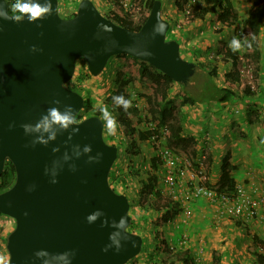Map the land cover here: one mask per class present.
I'll use <instances>...</instances> for the list:
<instances>
[{"label": "water", "instance_id": "95a60500", "mask_svg": "<svg viewBox=\"0 0 264 264\" xmlns=\"http://www.w3.org/2000/svg\"><path fill=\"white\" fill-rule=\"evenodd\" d=\"M17 8L11 15L0 0V174L6 159L15 171L0 191V213L15 222L4 264H124L142 237L127 230L129 200L108 182L117 147L103 139L99 116L74 119L84 98L65 83L78 58L95 76L123 53L182 84L195 63L166 38L160 0L138 30L112 22L91 0L69 18L57 0H19Z\"/></svg>", "mask_w": 264, "mask_h": 264}, {"label": "trees", "instance_id": "16d2710c", "mask_svg": "<svg viewBox=\"0 0 264 264\" xmlns=\"http://www.w3.org/2000/svg\"><path fill=\"white\" fill-rule=\"evenodd\" d=\"M6 1L8 4V12L11 15L19 16L20 12L17 8V0ZM139 1L140 3H142L141 0ZM152 2L153 0L144 1V6H146L144 7L145 16L137 25H132V23L127 19L126 14H124L119 9V6L117 4H115V8H113L112 10H108L107 12H103V14L112 22L120 26L129 28L131 30H138L140 25L145 20ZM187 2L188 0H173L175 8L179 11H184L185 4ZM73 14L74 12L70 16H72ZM161 15L163 17H166L165 15H163L162 11ZM209 15L213 17L215 22H219L226 27L233 26V32L234 35H236L237 30L234 24L237 20V14L236 12H234L232 6L229 5L228 0H199L198 3L191 4L190 10L187 14H185V18L183 19L182 23L187 24L188 22L202 20ZM263 18L264 0H253L248 8L247 16L242 20V25L240 28V35L248 36V40H246L244 44V54L239 53L234 48L224 45V43L221 41H218L216 43L215 54L216 57H218V61L221 64L229 63L231 66V69L225 74L224 87H218L214 84L213 77L216 75V66H213L211 69H207L206 66H204V64L199 61L201 51H199L197 47L191 48L193 49L192 61L195 63V68H199L201 72L198 73L195 69V72L192 76L189 77L186 84L175 82L166 74L151 66L148 62L139 60L123 53L113 55V57H117L118 59H127L131 61L133 65L132 69L145 85V89L141 90L138 95L146 100L148 105L147 110L151 118L156 123L155 129H151L148 127L144 129L136 128V126L141 123V117L136 112V106L134 104L131 105L128 102L126 89L130 82V79L125 73L126 69L123 66H119L115 72L114 77L116 88H113L112 93L105 98L104 103L106 104V106H109L114 112L118 113V123L120 122L121 125L127 129L129 141L127 143L126 150L131 151L132 154H138L140 150L139 141H148L151 137L154 138V134H156V137L154 138L156 139L158 137L157 129L160 126L167 127V135L164 145L171 149V151H173L177 156H179L177 149H185L190 145L194 146L197 143V135L194 134V136L186 131L184 126L178 124L174 118L172 108L170 106L172 105V99L169 98L170 87L174 83H177L180 86V102L183 105L207 103L209 101L224 102L229 100L231 96L235 94L234 90L237 89L236 83L240 79L239 71L241 69V59H243L245 62H248L253 57L250 56V54L253 55L254 53L253 51L255 49L253 48V46L256 42V37L262 24ZM169 28L171 29L170 26ZM167 34L168 33H166V35ZM177 39L175 40L178 41ZM186 50L187 49L185 48V51ZM254 56H256V53ZM199 75L202 76V78H198V80H196L195 77ZM90 76L92 77V75L86 68L83 70H79L77 74L74 73L72 75V77L65 83V85L77 92L82 93L80 83L84 82ZM243 92H250L249 87H243ZM83 96V106L76 113L74 117L75 120H80L86 117L87 115L85 111L90 109L92 103L90 102L91 100L88 98L87 94H83ZM100 110L101 108L96 107V109H94L91 114L100 117ZM151 146L154 153L160 147L159 144H157L154 140L152 141ZM192 155H194V152ZM205 159L207 160V156L205 157ZM162 163L164 162L160 158V156L157 155V153L153 154L149 158V171L147 172V175L139 180L143 184L141 187L143 189V191L141 192V194L144 196L143 201L145 200V198L148 199L147 207L151 209V212L153 214H151L150 212L147 213L146 210H144V203H137L135 205L130 201V206L131 208H133L131 209V221L127 226V230L141 234L140 231H138L140 229V226H138L140 223L143 224V227L152 225L148 230L147 235H152V238L154 240L152 244L153 248L152 250H148L147 248L144 249L143 247H141L140 250V252H146L144 264H165L166 259L161 258V253H165L169 258V262L167 264H175L178 262H180L181 264H197L190 250H179L173 246H170L167 239L160 232L162 225L166 224L167 222L166 219H171L174 215H177L181 211L180 203L173 197L163 198L159 190H153L154 185L158 182L159 175L157 174V171L159 170V166ZM193 163V165L196 166L195 162ZM229 167V157L225 155L222 158V173L220 179L215 184H210L205 177L204 183L206 184V186L215 190L217 193H233L236 182L229 174ZM116 174V172L110 170L108 174V182L110 186H112L117 192L118 190L116 189V187H114V185L117 184L120 187L123 186L118 184V182L116 181ZM134 175H137V171L135 170ZM134 175H132L131 170H128V172H125L122 176L125 178V180H128L132 179V176ZM14 177L15 171L13 164L6 159L2 172L0 174V191L7 189L13 183ZM124 186L126 188L131 187L127 183ZM124 190L125 189L123 187L122 190H119L118 192H122ZM123 193L126 194L125 192ZM152 194H154L153 198L150 197ZM136 206L137 208L135 209L134 207ZM0 215L3 214L0 213ZM245 234L250 237L251 241L250 245H248L246 248L248 256L245 264H264V239H262L258 234H251L250 230L246 226ZM6 236L7 234L5 235V237L0 238V246L5 244ZM211 257L212 261L216 263L219 260L220 254L215 250L213 251ZM128 261L126 263H128Z\"/></svg>", "mask_w": 264, "mask_h": 264}, {"label": "rangeland", "instance_id": "374dc122", "mask_svg": "<svg viewBox=\"0 0 264 264\" xmlns=\"http://www.w3.org/2000/svg\"><path fill=\"white\" fill-rule=\"evenodd\" d=\"M80 1V0H79ZM99 1V0H98ZM97 0H92L94 5L98 8L99 11H107L108 8L102 7V5ZM114 1V0H112ZM144 1L141 0L142 3H140V6L142 9L146 6H144ZM161 8L164 7L167 8L164 12L166 15V18L170 19L169 25L171 29L169 28L166 33V38H173L177 39L180 43L179 51L180 55L182 54V57H185V46L197 47L199 42L203 39H207L211 42V44H207V48L203 50V56L200 55V58L205 61L204 63L206 66L211 67L214 66L216 63L219 64V70H216V74L213 77V82L218 87H224V79L221 76V72L224 67L222 64L218 61V57H216L215 54V47L212 46L209 48L210 45L213 44V42H218V36L219 33L217 29H211V31H205L206 25L208 23H205L204 25L198 26V23L201 21H195L197 23L191 22L188 24L189 26L184 25L182 23V20L184 19V15L181 11L177 10L173 4V0H161ZM199 0H196L195 4L198 3ZM114 4H117L116 1H114ZM78 5V0H58V12L61 17L69 18L70 15L75 12ZM211 20V19H210ZM176 24H179V26L176 27ZM211 25V23H210ZM189 29L190 33H186L185 31ZM203 32V33H202ZM231 32V31H230ZM222 36V34H221ZM201 37V38H200ZM223 37L227 38V36L223 35ZM213 40V41H212ZM240 40V38H239ZM183 43H182V42ZM206 42V41H205ZM207 43V42H206ZM186 44V45H185ZM189 49V48H188ZM193 54H191L189 59H192ZM188 60V59H186ZM190 61V60H189ZM242 62V59H241ZM253 63V66H256ZM119 66H123L126 70L125 73L127 74V77H129L130 82L128 84V87L126 89V93L128 95V102L132 105L134 104L136 106V112L141 117V123L136 126V128L144 129L147 126H156L155 121L151 118L148 110H147V102L143 97H140L138 93L145 89V85L139 78V76L134 72L133 65L131 61L125 59H118L117 57H111L107 64L105 65L104 69L97 75H92V77H88L84 82L80 83V88L82 89V93L78 92L82 95L87 94L88 98L91 100V106L90 109L85 111L87 116L93 115L91 114L96 107L101 108L100 110V117L103 120L104 127L102 134L104 135L103 139L109 143L113 144L117 147V157L114 160V163L110 170L116 172L117 179L116 181L118 184L122 185L124 187L125 192L129 204L130 201L133 202V204L137 203H144V210H146L147 213H151V209L147 207L148 199L145 198L141 194L143 191L142 183L139 181L141 178H144L147 175V172L149 171V158L156 154L158 150L153 151L151 148L152 138H150L148 141H145L144 144L141 142L140 150L138 154H132L131 151L126 150L127 149V143L129 141V136L127 129L121 125V123H118V113L114 112L109 106H106L104 103L105 98L112 93L113 88H116V84L114 82L115 72ZM87 69L86 63L83 58H78L75 63V71L74 73L77 74L79 70ZM196 71L198 73L201 72L199 68H196ZM219 71V72H218ZM256 69L254 67V77H255ZM219 75V77H218ZM198 78H202V76H196L195 79L198 80ZM256 86V85H255ZM180 86L177 83L172 84L169 90V98L172 99V112L174 115V118L176 122L180 125H183L184 128H186L185 125H191L193 123L194 127L200 126V123L194 122V119H197V111H191L193 114L186 117L188 114V110L190 107L188 105H183L180 102ZM240 89L237 87L236 90H234V93H238ZM86 116V117H87ZM85 118V117H84ZM164 126H160L157 129L158 137L154 139V141L159 144L160 147H164L165 145V138L163 135ZM136 132V131H135ZM140 145V144H139ZM159 147V148H160ZM192 146H188L185 149H177L179 153L178 158V164L184 171L188 170L189 173L196 170V166H194L193 162H195L196 158L200 157L201 154L198 155V157H195L192 155L191 151ZM129 149V148H128ZM204 154V153H203ZM206 160L204 159V162ZM183 162V165H182ZM161 163V162H160ZM204 164V163H203ZM134 167V168H133ZM128 170H131L132 175H134V170L137 171V175L132 176V179L125 180V178L122 176L125 172H128ZM119 172V173H118ZM167 170L166 167L162 164L159 166V170L157 171V174L159 175L158 182L154 185L153 190H159L160 194L163 198L166 197H173L176 201H178L181 204V194L185 191H188L191 187V183L188 182L185 178H187V175H185V178L180 179L177 183L176 187H168L164 184L163 177L165 176ZM136 174V173H135ZM207 180V179H206ZM132 181V182H131ZM129 184L131 186L130 188H126L124 185ZM241 184V183H240ZM242 185V184H241ZM117 184L114 185L116 189L122 190L123 187L118 186ZM243 186V185H242ZM244 188V187H243ZM245 190V189H244ZM245 194L250 197L253 200L258 201L257 205V213L252 218H257V221L262 223L264 225V212L262 210L264 206V199L261 196H255L249 194L245 190ZM226 200L221 201L219 198V193H217V196L213 197V199L205 198L207 202H209L210 207L216 209L218 213V220L226 219L227 216L229 217H235L237 219H242L243 222H248L251 218H245V217H237V216H231L228 215L225 210V205L229 204L233 201V194L232 193H226ZM150 197H154V194H152ZM201 198V197H200ZM199 198L192 199L187 201V206L191 210V214L189 216H185L184 214L180 217V220L177 219L176 216H173V220L166 219V224L162 225L161 227V233L162 235L167 239L168 244L170 246L175 247L179 250L188 249L190 250L193 258L196 260L197 264H245L246 258H247V251L246 248L248 245H250L251 241L249 239V236H242L239 237L237 240L235 238H228L226 235H221L223 237H227L225 239L216 240L215 243L212 241V238L206 239V238H195V236L191 235L183 226L181 228L178 227L177 224H186L187 221L191 220L193 216V206L192 204L197 201ZM257 203V202H256ZM133 208V207H132ZM131 206L129 207L128 213L131 216ZM135 209L137 208L134 207ZM182 210V207H181ZM220 214V215H219ZM222 216V217H221ZM168 218V217H167ZM170 219V218H169ZM178 220V221H177ZM243 222L241 224H243ZM14 220L13 218L7 216V215H0V238L5 237L6 234H8L14 227ZM173 225H176V230L174 236H170V228H172ZM140 229V235L142 237V247L148 250H152V244L154 242L152 235L148 236V230L151 228L152 225L144 226L143 224H139ZM262 226V224H261ZM260 226V227H261ZM174 228V227H173ZM242 229V228H241ZM244 230V229H243ZM262 230V229H261ZM261 232V231H260ZM245 233V232H244ZM262 233V232H261ZM139 234V233H138ZM248 238V239H247ZM173 239V240H172ZM185 239V243L182 242V240ZM217 246V249L219 250V260L215 263L212 261L211 257V251L214 250L213 247ZM228 249H232V251H229ZM235 249V251H233ZM146 252H139L138 255L134 256V258H131L128 263L125 264H144ZM161 258H165L167 264L169 262V258L165 253H161ZM8 259V253L5 249V246H0V264H4L6 260ZM175 264H181L180 262Z\"/></svg>", "mask_w": 264, "mask_h": 264}, {"label": "crops", "instance_id": "0c3cea01", "mask_svg": "<svg viewBox=\"0 0 264 264\" xmlns=\"http://www.w3.org/2000/svg\"><path fill=\"white\" fill-rule=\"evenodd\" d=\"M252 1L253 0H228L229 5L232 6L234 12L237 14V20L234 24L237 30L236 35H234L233 26L226 27L219 22H215L211 15L202 20H196L201 21L198 23V26L208 23L206 25L208 28H205V31L217 29L219 33L217 41H221L224 45L234 48L239 53L244 54V44L246 40H248V36H241L240 28L242 20L247 16L248 8ZM166 9L167 8H165L163 4V15H165L164 12L167 11ZM190 23L191 22H188L183 26H189L188 24ZM193 23L197 22L193 21ZM185 32L190 33V30L187 29ZM223 35L227 36V38L223 37ZM207 44H211L207 39H203L199 42L197 49L201 51V56H203L202 52L207 48ZM212 46H216L214 42L209 48ZM185 48L187 50L183 58L192 61V59L189 58L193 49L187 45ZM253 48L255 50L253 51V55L250 54V56H253L250 62H254L256 65L257 89L244 93L243 90L240 89L241 86L239 82H237L236 85L240 91L233 94L227 101H209L207 103L188 105L190 109L186 117H190V115L193 114L191 112L192 110L195 112L197 111V119H194V122L200 123V126L195 128L193 123L190 122L191 125H185V129L192 135H197V143L194 146L192 145L191 148L192 154L194 152L195 157L203 153L207 156V160L205 159L206 161L204 162L203 174L210 184H215L220 179L222 173V158L227 155L229 157L230 166L229 174L235 180L236 184L241 183L249 194L261 196L264 199V18ZM255 53L256 56H254ZM199 61L206 66L203 59L200 58ZM214 66H216V70L220 69L219 64L216 63ZM222 66L224 69L220 72L225 80V74L231 69V66L229 63L222 64ZM206 68L211 69L209 66H206ZM141 142L144 144L145 141H139V146H141ZM197 159L195 160V165ZM192 206V219L187 221L185 225H177L179 228L183 226L191 235L195 236V238H212L214 243L218 239L221 240L227 237L237 240L243 235L247 236L244 233L246 226L251 234H258L264 239V225L263 222H258L257 218H251L246 223L243 222L242 219L230 216H227L224 220H218L219 216L216 209L212 206L210 207L209 202L203 197L195 201ZM174 216L180 220L182 216L181 211ZM242 222L243 224H241ZM175 230L176 225H173L172 228H170V236H174ZM222 233L227 237H223L221 235ZM213 249L214 250L211 251V256L213 251L216 250L219 252L217 246H214ZM228 250L232 251V249ZM233 251H235V249Z\"/></svg>", "mask_w": 264, "mask_h": 264}, {"label": "built area", "instance_id": "2783aa9c", "mask_svg": "<svg viewBox=\"0 0 264 264\" xmlns=\"http://www.w3.org/2000/svg\"><path fill=\"white\" fill-rule=\"evenodd\" d=\"M104 7L108 8V10H112L116 7V5L113 3L116 1L117 5L119 6V9L126 14L127 19L133 23L138 24L141 22V20L144 18L145 13L140 6L139 0H99ZM196 0H188V2L185 4L184 11H182V14L185 16L190 10L191 4H194ZM179 26V24H176V27ZM241 76H244L245 82H242L241 85L246 84L250 87V89L254 90L255 82H254V74L252 71V65L250 63H247L244 68L242 69ZM156 124V123H155ZM148 128L155 129V126H147ZM164 137L167 135V127L164 126L163 131ZM158 136V135H157ZM156 137V134H154V138ZM152 140H154L153 137H151ZM157 155L160 156V158L163 160V165L166 167V174L163 177L164 184L168 187H176L177 183L179 181V178H185V175H187L186 180H188L189 183H191V187L188 191H185L181 194V204L182 207L181 213L185 216H189L191 214L190 208L187 206V201L205 197L208 199H213V197L217 196V192L208 186L205 185V175L203 174V168H204V159L205 154H202L196 162V170L189 173L188 170H183L178 164V156L174 154L171 149H169L167 146L160 147L157 151ZM245 190L241 184H236L234 188L233 194V201L229 204L225 205V210L228 215L231 216H237V217H245V218H252L257 213V205L258 201L251 199L245 194ZM219 199L221 201L226 200L225 194L219 193ZM257 202V203H256ZM264 212V206L262 208ZM183 243H185V239L182 240Z\"/></svg>", "mask_w": 264, "mask_h": 264}, {"label": "clouds", "instance_id": "9594fccd", "mask_svg": "<svg viewBox=\"0 0 264 264\" xmlns=\"http://www.w3.org/2000/svg\"><path fill=\"white\" fill-rule=\"evenodd\" d=\"M92 1V0H91ZM18 2H19V0H17V4H18ZM57 2H58V0H57ZM78 2H79V0H78ZM100 2V1H99ZM100 4H101V2H100ZM103 5V4H102ZM102 7H104V5L102 6ZM97 8V7H96ZM98 9V8H97ZM59 11V10H58ZM99 11V10H98ZM108 11V10H107ZM107 11H105V12H107ZM143 11H144V8H143ZM161 11H162V9H161ZM101 14H103V11L101 12V11H99ZM182 12V11H181ZM104 15V14H103ZM105 16V15H104ZM162 16V15H161ZM163 17V16H162ZM64 18V17H63ZM164 19H166V20H168V22H170V19H168V18H166V17H163ZM184 18H185V16H184ZM183 21V20H182ZM139 24V23H138ZM132 25H137V24H133L132 23ZM170 26V25H169ZM169 29V28H168ZM179 47H180V44H179ZM110 59V58H109ZM108 59V60H109ZM185 59V58H184ZM191 61V60H190ZM108 62V61H107ZM247 63H250L251 65H252V71H254V67H255V69H256V66H253V63L252 62H250V61H248V62H245L244 60H242V62H241V65H240V79H239V85L241 86V88L240 89H242L243 90V87H245V86H247L246 84H244V85H241V83L242 82H245V78H244V76H241V72H242V69L244 68V66L247 64ZM107 64V63H106ZM104 69V68H103ZM75 71V70H74ZM254 74V73H253ZM254 82H255V87H254V90H256L257 89V76H256V72H255V77H254ZM237 86V85H236ZM238 87V86H237ZM249 87V86H248ZM249 89H250V87H249ZM254 90H252V89H250V91H254ZM81 120V119H80ZM103 121V120H102ZM103 127H104V123H103ZM114 163V162H113ZM113 165V164H112ZM112 167V166H111ZM206 185V184H205ZM112 187V186H111ZM113 188V187H112ZM114 189V188H113ZM115 190V189H114ZM118 192V191H117ZM118 193H121V192H118ZM124 194V193H123ZM5 215V214H4ZM169 220H173V217L171 218V219H169ZM6 241V240H5ZM4 246H5V244H4Z\"/></svg>", "mask_w": 264, "mask_h": 264}]
</instances>
